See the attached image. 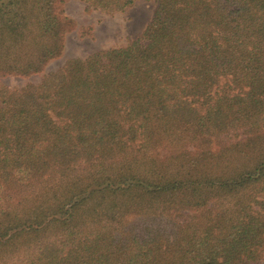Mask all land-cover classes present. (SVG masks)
<instances>
[{
  "label": "trees",
  "instance_id": "trees-1",
  "mask_svg": "<svg viewBox=\"0 0 264 264\" xmlns=\"http://www.w3.org/2000/svg\"><path fill=\"white\" fill-rule=\"evenodd\" d=\"M66 1L0 0V80L63 55ZM154 1L126 45L0 81V264L264 259V0Z\"/></svg>",
  "mask_w": 264,
  "mask_h": 264
},
{
  "label": "rangeland",
  "instance_id": "rangeland-1",
  "mask_svg": "<svg viewBox=\"0 0 264 264\" xmlns=\"http://www.w3.org/2000/svg\"><path fill=\"white\" fill-rule=\"evenodd\" d=\"M86 7L79 0L66 1V14L76 26L67 37L63 55L52 61L44 73L30 78L7 77L0 81L11 88L36 84L43 74L62 67L69 58L87 57L102 49L124 46L144 31L153 17L156 4L154 0H137L132 8L115 15L87 10ZM257 264H264V259Z\"/></svg>",
  "mask_w": 264,
  "mask_h": 264
}]
</instances>
